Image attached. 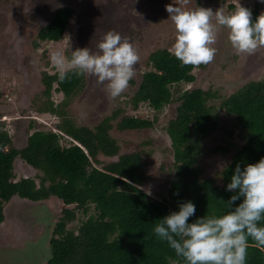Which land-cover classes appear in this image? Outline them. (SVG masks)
I'll return each instance as SVG.
<instances>
[{"label":"trees","instance_id":"trees-1","mask_svg":"<svg viewBox=\"0 0 264 264\" xmlns=\"http://www.w3.org/2000/svg\"><path fill=\"white\" fill-rule=\"evenodd\" d=\"M72 14L68 7L58 8L36 35L35 46L60 41ZM256 17L253 13V22ZM226 65L222 62L220 68ZM146 66L128 99L131 112L141 105L160 111L176 104L166 129L171 158L158 166L152 164L143 148L151 142H127L122 147L112 136L113 130L137 134L154 126V122L136 114L124 115V110L103 118L94 129L67 123L63 132L71 139L68 146L60 144L61 136L56 133L36 131L28 136L23 148L17 149L7 132L0 133V225L5 220V207L14 197L30 202L57 199L65 205L47 242L50 255L46 264H172L173 260L184 264L166 241L154 235L156 223L178 212L179 204L187 201L196 206L188 223L203 216L226 214L229 209L224 204L236 195L226 190L235 167L243 170L264 158V78L245 84L215 104L217 93L211 86L195 87L196 68L183 66L168 48L153 49ZM85 75L69 72V78L61 82L58 71L52 75L43 72L42 94L49 99L56 85L66 105L82 90ZM179 84L191 87L180 90ZM38 111L62 116L51 102ZM222 133L238 140L209 148L208 143ZM228 149L233 152L220 173L222 184L216 185L204 176L206 156L223 155ZM17 159L36 170V177L13 181ZM165 172L174 173L166 181L165 196L151 199L145 187L163 178ZM91 207L95 213L87 216ZM79 210L87 218L77 228L68 229ZM259 226H264V220ZM246 264H264V247L256 246L251 238Z\"/></svg>","mask_w":264,"mask_h":264},{"label":"rangeland","instance_id":"rangeland-1","mask_svg":"<svg viewBox=\"0 0 264 264\" xmlns=\"http://www.w3.org/2000/svg\"><path fill=\"white\" fill-rule=\"evenodd\" d=\"M236 2L237 0H188L186 5H179L177 0H0V133L7 132L17 149L23 148L28 136L36 131L56 133L61 136L60 144L68 146L71 139L63 132L67 123L94 129L103 118L110 117L116 110H124V115L136 114L139 118L154 122V126L137 134L113 130L112 136L122 147L127 142L136 145L142 141L151 142L143 148L149 153L152 164L158 166L171 158L166 129L170 111L176 104L165 106L160 111L141 105L137 111L131 112L128 99L134 93L140 75L147 69L149 53L159 47L168 48L172 52L176 32L165 10L166 6L172 4L188 9L203 7L211 8L214 12L222 8L225 14H231L235 11ZM239 3L249 8L252 14L259 16L264 13V2L261 0H239ZM230 5L234 8L230 9ZM60 7H68L73 11L64 36L57 43H39L35 46L36 35L52 20ZM110 30L128 38L138 51L140 59L132 79L135 84H131V80L120 97L111 99L106 83L101 84L96 77L86 74L82 90L68 100L66 105H63L65 96L55 90L56 85L52 86L49 99L46 98L42 94L40 77L43 72L52 75L58 71L51 62V54L61 51L70 58L71 51L86 47L96 52L98 43ZM213 47L217 49L214 60L207 68L205 66L202 70L196 68L193 71L196 77L195 87L205 89L211 86L212 91L217 93L218 98L213 103H219L221 97L228 96L251 81L264 78V47H260L253 55H238L228 40L227 28H220ZM222 62L227 64L224 69L220 68ZM190 87L191 85L186 84L178 85L180 90ZM48 100L53 108L62 111V116L38 111L39 107L49 105ZM216 136L218 137L208 143L209 148L238 140L236 136L229 139L223 133ZM232 152L228 149L223 155H207L204 176L212 179L216 185H221L223 181L220 173L229 162ZM105 160L102 158V161ZM14 168L13 181L36 177L37 171L20 159L15 161ZM164 175L145 187V190L151 191V195H148L151 199H159L158 195L165 196L166 181L172 179L174 173L165 172ZM35 182L38 184L37 179ZM26 205L38 208L39 211L34 212L36 215L44 213L48 218L51 217L49 235L45 236V228L38 224L37 219H31L30 215L23 213ZM69 207L73 208V205ZM64 208L65 205L57 199L39 203L12 199L5 207V220L0 225V264H11L14 259H18V264H39L38 255L34 252L24 258L23 255L17 257L16 253L40 237L50 239L54 223ZM94 213L95 210L91 207L87 216ZM87 216L81 214L80 210L77 211V219L68 229L77 228ZM49 254H44L46 261H41V264L47 262Z\"/></svg>","mask_w":264,"mask_h":264},{"label":"clouds","instance_id":"clouds-1","mask_svg":"<svg viewBox=\"0 0 264 264\" xmlns=\"http://www.w3.org/2000/svg\"><path fill=\"white\" fill-rule=\"evenodd\" d=\"M177 3L186 5L188 0ZM165 10L176 32L172 52L183 66L198 69L214 60L217 49L213 45L220 28L228 29V40L238 55H253L264 47V13L253 22L251 10L241 6L239 0L231 14H225L222 8L214 12L211 8L188 9L172 4ZM97 49L92 52L87 47L76 48L70 58L54 51L51 62L61 82L69 78V72L87 74L101 84L106 83L109 97L116 99L127 90L136 74L138 51L128 38L112 30L103 36ZM226 190L236 192L224 204L229 209L226 214L203 216L188 223L196 206L187 201L179 204L178 212L170 213L154 226V235L166 241L184 264H246L249 238L256 246L264 247V226H259L264 220V158L243 170L237 165ZM145 191L151 195L150 190ZM241 198L242 202L236 205ZM31 244L26 246L30 248ZM29 248L20 249L17 257ZM11 264H18V259ZM172 264L178 261L173 260Z\"/></svg>","mask_w":264,"mask_h":264},{"label":"flooded vegetation","instance_id":"flooded-vegetation-1","mask_svg":"<svg viewBox=\"0 0 264 264\" xmlns=\"http://www.w3.org/2000/svg\"><path fill=\"white\" fill-rule=\"evenodd\" d=\"M31 203H39V202H31ZM21 207H24V206H21ZM24 210H25V212L22 211L23 213H27L28 215H30L31 219H35V220L37 219L39 221L38 224H41L42 227L45 228V236L49 235L48 233H50V230H51V228H50V221H51L50 218L51 217L48 218L44 213L43 214L38 213V215L34 214V212H36V210L39 211V209L34 207V205H31V207L29 205H26L24 207ZM23 213H22V215H23ZM19 214H21V212ZM48 224H49V226H47ZM40 238L36 241V243L31 244L30 248L28 246H26V248H29V250H33V251H24L22 258H24L30 252H34L38 255L40 262L41 261L45 262L46 259H45L44 254H46V252L50 253V251L48 250V247H47V245H48L47 242L49 239L45 240V238L44 239H40ZM45 245H46V247H44ZM31 248H34V249H31ZM36 261H38V259H36Z\"/></svg>","mask_w":264,"mask_h":264}]
</instances>
